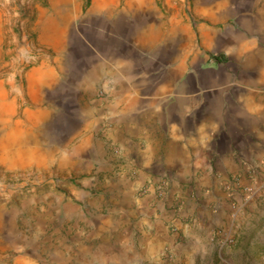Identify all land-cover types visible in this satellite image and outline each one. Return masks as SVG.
I'll list each match as a JSON object with an SVG mask.
<instances>
[{"label": "crops", "instance_id": "0c3cea01", "mask_svg": "<svg viewBox=\"0 0 264 264\" xmlns=\"http://www.w3.org/2000/svg\"><path fill=\"white\" fill-rule=\"evenodd\" d=\"M192 1L207 50L226 57L220 71L207 68L213 75L206 79L198 74L182 79L179 47L151 44L145 49L142 43L119 42L117 20L127 14L114 12L118 0H96L95 5L90 0L85 19L96 29L83 31L77 42L69 33L51 30L46 36L65 53L24 74L29 104L15 129L36 134L20 164L36 162L48 170L56 164L62 174L81 175L98 161L96 168L103 169V157L115 146V156L132 172L106 183L111 211L91 218L88 250L79 242L74 253L53 254V264H152L182 216L190 219L185 228L198 231L223 220L227 205L220 180L264 161V0ZM153 25L142 35L159 39L160 25ZM97 88L105 99L91 109L95 106L84 101ZM91 130H101L104 137L99 150L85 137ZM75 136L79 140L73 144ZM163 177L177 186L191 182L193 193L187 189L181 197L177 187H170L163 203L152 207V184ZM143 183H151L142 197L146 201L134 197L135 186ZM175 193L182 198L180 207L175 205L179 200L172 205ZM135 241L137 252L129 249ZM198 244L192 240L184 251H175V259L197 263Z\"/></svg>", "mask_w": 264, "mask_h": 264}, {"label": "rangeland", "instance_id": "374dc122", "mask_svg": "<svg viewBox=\"0 0 264 264\" xmlns=\"http://www.w3.org/2000/svg\"><path fill=\"white\" fill-rule=\"evenodd\" d=\"M129 1L118 0L114 9L120 15L127 14L117 20L119 42L142 43L145 49L151 44L179 47L182 79H193L196 74L199 79H206L213 75L207 70L209 66L222 68L226 57L222 52L207 50L199 30L202 21L196 17L192 0H138L133 4ZM90 8V0H0V264H53V254L74 253L79 242L87 249L92 242L86 236L91 229V218L111 211L112 199L105 191L106 183L109 178L132 173L115 156V146H110L103 157V169L96 168L101 163L98 161L81 175L64 171L62 174L56 164L48 170L36 162H18L20 155H29L25 146L36 134L34 130L15 129L29 104L23 76L29 68L45 61L50 63L56 55L65 53L46 36L51 30L69 33L71 40L77 42L83 31L91 33L96 29L93 21L85 19ZM159 19L162 21L157 23ZM152 23V29L160 25L163 34L159 39L142 35ZM166 71L169 74L168 66ZM103 99L105 93L97 88L84 102L97 109ZM85 137L100 149L104 139L101 130L96 133L91 130ZM73 140L75 144L79 138L75 136ZM8 161L15 164H6ZM165 180L163 195L148 201L152 207L156 202L163 203L165 191L170 187H177L181 197L187 189V193H193L189 191L192 184L189 181L177 186L173 179ZM219 182V191L227 205L223 220L198 231L191 226L185 228L190 219L182 216L179 227L169 230L173 237L152 264H189L186 258L175 259L174 253L184 251L192 240L199 242L200 254L195 264H264V161L230 171ZM143 186L149 188L151 183L136 185L134 197L146 201L142 197L148 192L140 193ZM181 197L173 194L172 205L179 200L175 205L182 206ZM200 199L198 196L197 200ZM131 244L129 249L137 252L139 243Z\"/></svg>", "mask_w": 264, "mask_h": 264}, {"label": "built area", "instance_id": "2783aa9c", "mask_svg": "<svg viewBox=\"0 0 264 264\" xmlns=\"http://www.w3.org/2000/svg\"><path fill=\"white\" fill-rule=\"evenodd\" d=\"M164 186H166V180L165 177L158 179L155 183H154V188H155V193H157L155 196H159L161 197L164 193ZM149 191L148 187H141L140 189V193L142 194H146Z\"/></svg>", "mask_w": 264, "mask_h": 264}, {"label": "bare ground", "instance_id": "6f19581e", "mask_svg": "<svg viewBox=\"0 0 264 264\" xmlns=\"http://www.w3.org/2000/svg\"><path fill=\"white\" fill-rule=\"evenodd\" d=\"M7 163V162H6Z\"/></svg>", "mask_w": 264, "mask_h": 264}]
</instances>
